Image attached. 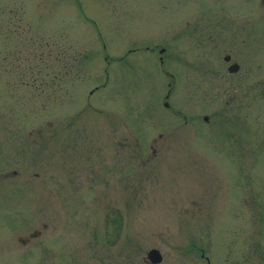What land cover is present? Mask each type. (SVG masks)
Here are the masks:
<instances>
[{
	"label": "rangeland",
	"instance_id": "1",
	"mask_svg": "<svg viewBox=\"0 0 264 264\" xmlns=\"http://www.w3.org/2000/svg\"><path fill=\"white\" fill-rule=\"evenodd\" d=\"M185 11L0 0V264H264V102L256 155L240 160L226 125L200 118L212 78L186 65ZM259 22L244 44L253 59ZM152 248L161 260L144 262Z\"/></svg>",
	"mask_w": 264,
	"mask_h": 264
},
{
	"label": "flooded vegetation",
	"instance_id": "2",
	"mask_svg": "<svg viewBox=\"0 0 264 264\" xmlns=\"http://www.w3.org/2000/svg\"><path fill=\"white\" fill-rule=\"evenodd\" d=\"M184 2L186 11L181 21L183 20L182 36L186 43L181 46L190 50V54H187L190 64L187 62L186 65L194 72L192 79H206L210 76L212 78V92L209 96L204 93L202 100L206 101L208 106L212 104L213 108L210 107L211 112L208 114L202 113L200 118L208 125L212 114L217 132L220 129L223 131L226 125L225 132L228 136L233 140L237 137L235 140L237 145L230 147V152H238L244 148L245 154L240 155L239 159L251 162L256 155L252 157L253 126L256 127L257 124L253 123V112H259L252 109L253 103L264 102V75L254 77V74L264 66V58L253 59L252 52L249 54L244 44L253 39L250 35L252 18L260 20L259 24L264 31V0H184ZM254 2L257 10L253 9ZM237 18L249 19V21L237 22ZM153 50L154 47L150 51ZM163 58L159 55L158 63L161 64ZM165 74L170 75L169 72ZM184 74L191 78L188 74ZM263 114L260 111V116H256V122L260 120L262 126ZM164 134L157 133L160 141L164 140ZM231 156L232 160L235 159L234 155ZM42 226L45 227L44 224ZM38 234V230H34L27 238H18V240L24 244Z\"/></svg>",
	"mask_w": 264,
	"mask_h": 264
},
{
	"label": "water",
	"instance_id": "3",
	"mask_svg": "<svg viewBox=\"0 0 264 264\" xmlns=\"http://www.w3.org/2000/svg\"><path fill=\"white\" fill-rule=\"evenodd\" d=\"M163 49H160L159 51L162 52ZM142 260L144 262L148 263H157L161 260V255L159 251L155 248L149 249L145 256H143Z\"/></svg>",
	"mask_w": 264,
	"mask_h": 264
}]
</instances>
